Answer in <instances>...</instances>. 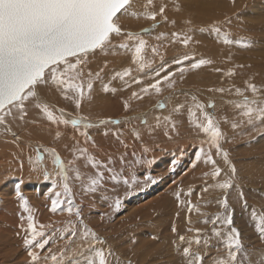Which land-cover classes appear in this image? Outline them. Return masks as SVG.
I'll use <instances>...</instances> for the list:
<instances>
[{
  "label": "bare ground",
  "instance_id": "obj_1",
  "mask_svg": "<svg viewBox=\"0 0 264 264\" xmlns=\"http://www.w3.org/2000/svg\"><path fill=\"white\" fill-rule=\"evenodd\" d=\"M249 4H251L250 0H153V4L148 6L147 0H134V8L130 11H136L138 15L126 14L124 17L126 20L122 21L128 29L138 33L151 28L149 26L154 22L146 19L144 12L158 11L160 6H165L167 17V23L163 27L146 32L147 35H141L144 40L151 41V43L147 42L148 48L145 50V59L149 61L145 68L138 69L137 65L131 61V54L118 47H113L104 53L98 51L94 57L90 58L88 67L94 72L100 68H104V71L101 72L100 80H94L91 93L85 92L79 109L75 108L74 102L65 99L55 90L47 91L45 97L55 115H59L58 110L63 108L65 118L82 119L84 123L93 125L92 127L73 128L71 123L57 125L48 121L35 107H29L28 116L23 121H12L9 125L11 131L0 126V263L15 260L20 256L19 251L24 246L28 229L27 217L30 214L38 230L42 225L47 226L43 229L45 232L53 227H59L58 230H60V225L69 219L66 218L67 216L54 219L55 213L52 212L48 219L44 217L41 219L38 214L42 212L37 211L35 205H27L30 212L25 211L24 203L21 210L14 208V204L18 203L19 206L21 204L18 199H15L17 187L21 192L24 190L22 186L26 184V190L36 188L38 193L41 191L43 195L63 187L64 181L60 176V170L54 164L52 150H55L69 168L68 184L74 204L80 208L81 214H83L82 208L87 211L92 207V204L86 202L87 198L91 201L93 198L101 197L105 201L107 208L100 211L101 225L111 220L114 212L117 211L115 200L128 201L135 195H137L135 198L139 199L143 192L146 191L149 194L148 190L161 182L159 187H155V192L147 197L149 202L154 197L159 198L158 195L162 196V193L173 187V179L170 176L181 175L187 169L194 170L193 163L190 164L189 159L194 158L201 149L195 141L199 138L194 137L197 131L196 125L192 123L194 117L189 115L188 109H181L178 113H173L172 109L174 105L181 103L191 107L197 115L198 111L191 102V96L196 95L198 89L217 94L219 92L217 89H225L224 87L231 80L234 83L231 86L234 87L236 82L239 83L240 88L248 82L257 85L258 78L254 73L242 72L238 67V60L246 44L244 47L245 42L237 39L243 37L237 28L241 27ZM161 20L164 21L157 16L156 22ZM214 29H219V33ZM173 32L179 33L181 38L189 35L192 40L186 46L180 42L170 41ZM157 36L161 39L157 40ZM196 39L199 40L195 41ZM225 39H228L230 43H225ZM210 40L213 43L211 45L205 42ZM119 41L123 42L117 38L114 39L113 44L118 45ZM156 45H159L157 47L159 54L151 52V47ZM185 55L188 56L187 60L184 59ZM199 59L211 60L212 63L192 69L190 65ZM125 68L131 69L130 77H125L124 80L112 79L115 72L123 71ZM181 68L185 69L182 74L179 71ZM157 73L162 74L157 75ZM169 73H172L170 80L174 81L175 91L167 87L168 81L160 78ZM143 79L148 80L144 87L160 79L161 93L156 94L150 89L151 94L141 93V99L133 98L132 93H140L141 88L127 90L129 82ZM104 84L108 85L107 91L104 90ZM241 90L243 91V88ZM226 94L227 101L230 98H236L237 95L229 96L227 92ZM125 102L128 104L127 109ZM159 102L165 104L164 109L155 107ZM167 105L170 109L166 108ZM225 114L227 115L226 112ZM168 115L172 116V122L176 124L174 131L163 123L159 127L156 126L157 117L162 119ZM121 119L128 120H123L125 123H112V121L119 122ZM84 132L90 139L82 135ZM13 133L19 139H15ZM77 149H87V154L100 161L102 167L92 168L91 164L80 156ZM38 155L41 157L40 160H37ZM70 161H74V164ZM104 165L112 171H107ZM73 168L79 169V178L77 172L72 170ZM97 171H104L101 187L95 193L85 192L89 197H80L79 194L89 184L90 175L94 173L92 176H95ZM45 174L50 178L45 179ZM112 175H116L117 180L110 179ZM168 175L170 176L166 178ZM124 180H128V183L125 184ZM7 181L13 183H6ZM34 182H37L36 186H33ZM74 182H78V188L73 187ZM15 184L17 186H14ZM6 193L9 196L4 197ZM22 196L27 195L22 194ZM56 198V196H50V201ZM59 198L61 199V196ZM135 198L126 202L125 208L132 207ZM121 201L119 204L123 203ZM39 207L43 205H38L37 208ZM119 209L122 210L124 207L119 205ZM143 214L148 215L144 212ZM86 222L89 223L88 220ZM87 223H85L86 226L92 225ZM99 226L100 223L95 225L96 228L101 229ZM64 231L67 230L64 229ZM27 235H30V231ZM9 248H12L11 253ZM4 249H8L9 252L6 253Z\"/></svg>",
  "mask_w": 264,
  "mask_h": 264
},
{
  "label": "snow or ice",
  "instance_id": "obj_2",
  "mask_svg": "<svg viewBox=\"0 0 264 264\" xmlns=\"http://www.w3.org/2000/svg\"><path fill=\"white\" fill-rule=\"evenodd\" d=\"M153 0H147V5L151 6ZM134 8V0H0V126H4L7 131H11L9 125L14 120L23 121L28 116L29 107H35L40 110L46 119L57 125H68L71 123L73 128H90L93 125L84 123L82 119L65 118L64 109L60 108L59 115H55L54 111L46 102L45 97L47 91L55 90L62 94L63 97L70 102H74L75 108L79 109L81 100L84 98L85 92L89 94L93 89L94 80L101 79V72L92 71L88 65L90 57L94 56L97 51L104 53L113 47H118L131 54V61L137 65L138 69L143 70L149 63L145 59V50L148 48L147 41L136 32L125 31L120 19L124 15L136 16V11H130ZM177 10H179L177 8ZM157 16L167 20L165 16V6H160L158 11H145L144 17L152 20L155 28ZM219 33V29H214ZM148 32L149 29H144ZM121 39L123 42L114 45V39ZM173 42H180L188 45L192 40L189 35H181L177 32L172 33ZM161 37L157 36V40ZM225 43H230L228 39ZM153 54H159L156 46L151 47ZM184 59H188L185 55ZM182 63V61H177ZM211 60L199 59L192 63V69L200 68L202 65L211 64ZM106 67V65H105ZM181 74L185 69H179ZM219 71V69H217ZM231 74V72H229ZM159 75V73H157ZM172 73L163 77L164 81H168L167 87L174 88V81L170 80ZM131 76V69L125 68L123 71H117L112 79L119 78L124 80L125 77ZM161 80L157 79L154 83L140 89V93L133 92L132 97L141 99L140 95H149L150 89L156 94H160ZM104 90H108V85H103ZM252 93V98L244 94V91L237 88L236 93L242 99L234 106L238 110H242L239 114L246 117V123L254 125L257 121L264 123V99L260 98L261 89L253 83L247 84V89ZM223 92L224 89H217ZM196 100L195 97L192 98ZM157 107L165 108L163 102H159ZM185 105L177 103L174 105L172 112L178 113L184 109ZM196 109L202 113L203 118L197 122L193 119L192 123L196 125L198 131L204 133L210 148H215L217 154L223 155L227 162L228 153L222 152L220 141L224 139L220 125L216 118L204 111L206 105L201 103L195 104ZM207 107L213 108L214 104H208ZM125 108H128L125 102ZM191 117H196V112L188 109ZM157 127L162 123L170 126L171 130H176V124L172 122V116H164L162 119L157 117ZM146 122V121H145ZM104 123V121H101ZM118 123V121H112ZM234 128L238 124L233 123ZM167 134V133H166ZM15 139H19L13 133ZM86 138L88 134L82 133ZM137 135H139L137 133ZM80 156H83L94 169L102 167L101 162L95 160L91 155L87 154V149H77ZM54 156V164L60 170V176L64 181L63 194L65 201L59 197L61 193H55L56 199L52 200L51 212L56 213L58 210L67 211L70 215L75 209V216L81 217V210L74 204L71 188L68 184V166L61 160L55 150H52ZM201 154H205L206 163L213 166L210 173L205 176L216 178L221 174V168L216 166L217 162L209 153H204L203 147L196 154V161L201 160ZM78 158V157H77ZM41 157L38 155L37 160ZM74 164V161H70ZM111 163V161H109ZM196 163H193V167ZM107 171L112 169L103 166ZM80 177L79 169L73 168ZM235 167H231V173L234 177ZM45 179L50 177L45 174ZM117 180L116 175L110 177ZM104 180V171H97L95 176L90 178V183L85 187V191L95 193L102 185ZM55 183V182H54ZM127 184L128 180H124ZM233 179L229 177L222 183L205 186L203 191L207 192L209 187H217L227 191L232 188ZM191 190H189V195ZM180 193H177L179 198ZM16 196L24 201L25 211L31 210L27 207V201L22 196L19 187L16 190ZM244 193H239L242 201V207L248 208L247 201L243 199ZM221 206L225 209L224 215H216L215 218L206 219L204 223H211L210 235H202L200 229L195 230L194 236H186L178 234V242L173 241L176 245V252L181 257L180 264H264V250H257L253 246H246L243 242V234L234 223V210L228 211L229 204L227 196L220 201ZM119 208V202H117ZM192 211V207H189ZM196 211H199L197 208ZM251 219L256 221L255 229L258 232V238L264 240V215L257 218V212L252 209L250 212ZM28 229L26 230V238L24 245L30 249L28 256L31 264H44L47 261L55 262V264H65L64 252L61 251L59 257L52 254L47 247L51 242V235L44 230L47 226H41V230L37 229L33 216L28 217ZM30 231V235L27 232ZM173 232L176 228L173 227ZM188 232H193L192 228ZM78 235L75 226L67 229L66 237L75 238ZM91 236L97 244L104 245L106 242L101 240L99 236L90 229L85 227L82 239L87 240ZM64 238V237H62ZM88 247L92 250V254L84 257L83 264H119V258L111 248H97L95 244L89 242ZM39 249L40 251H35ZM47 255L42 257V253ZM74 264H80L74 261ZM130 264V262H129Z\"/></svg>",
  "mask_w": 264,
  "mask_h": 264
},
{
  "label": "rangeland",
  "instance_id": "obj_3",
  "mask_svg": "<svg viewBox=\"0 0 264 264\" xmlns=\"http://www.w3.org/2000/svg\"><path fill=\"white\" fill-rule=\"evenodd\" d=\"M250 1L251 4H249L246 9L243 23L241 27L237 28V30L243 34V37L237 39H241L245 42L244 47L246 44V48L242 52L241 58L238 60V67L242 72H252L254 73L255 77L258 78L256 86L257 88L261 89L260 98L263 99L264 0ZM125 16L126 15L121 17L119 23L126 32L132 31L128 29L127 26L122 22L123 20H126V18L124 19ZM158 22H156L158 27L156 26L153 28V24L150 25L149 27L151 28H148L149 31L147 33H149L151 30L159 29L161 26L163 27L167 23L166 20H161ZM138 33L140 35H147V33L143 30L139 31ZM197 40L199 39H196L195 41ZM145 41L151 43L149 39H146ZM170 41H173L172 37L170 38ZM205 42H207L209 45L213 44L211 40ZM156 47H159V45H156ZM94 56H91L90 58ZM230 59L233 61L232 58ZM153 72L155 73L156 71ZM161 74L159 73V75ZM163 77L160 78L163 79ZM147 82V79L129 82L127 90L140 89L144 87ZM237 83L238 82H236L235 88L234 86H231L234 85L233 80L229 81L226 84V87H224L225 91H219L217 94L198 89V92H196V95H194L196 98L195 101L192 99L194 96H191V102H193L195 110L198 111L195 107L197 102H202L201 104L204 103L206 105L204 111L212 114L216 118L223 133L224 139L220 141V144L222 152L228 153L227 162L224 160L222 153L217 154L215 148L209 147L208 142H206L207 137L204 133L198 131L196 128L197 131L194 135V137L197 136L199 138L195 140L197 146L201 148L203 147L204 153L211 154L213 159L216 160V166L220 167L222 170L220 176L216 177L215 179L210 175L207 177L205 176V173H210L213 170V166L206 163V155L201 154V160L196 161V167H194L193 171L187 169L183 172V174L181 173V175L175 174L172 176H166V178L169 176L170 178L172 177L171 179H173V187H171V189L169 188L170 190L167 189V192L165 191V193H162V196L158 195L159 198H153L158 199H151L149 202L147 201V197L151 193L155 192V187H159L161 182L154 185L151 190L149 189V194H147L145 191L140 196L138 195L140 197L139 199L135 198L137 195H135V197L132 196L135 198L133 201L134 203H132V207L128 206L125 208L127 204L126 202L133 199L131 197V199H128V201L115 200L114 202L116 206L117 202H123L119 205L124 207V209L121 210L117 208V211L114 212L111 220L105 222L103 225H101L102 222L100 217L102 215L100 211L106 209L107 205L105 201L101 199V197L93 198L91 201L87 198L86 202L92 204V207L87 211L82 208L83 214H81V217L79 218H77L74 214L75 209L71 215L67 211L61 212L58 210L61 213H55V215H53L54 219H57V217L59 218V216H67L66 218L69 219L66 223L60 225V230H58L59 227H53V230L50 229V231H46V233L51 235V242L50 245H48L49 247H47L51 250L52 254H55L59 257L61 251H63L65 264H74V261H79L80 264H83L84 257L92 254V250L88 247L89 242H91L92 244H95L97 248H111L119 258V264H129V262L130 264H180L181 257L177 254L175 250L176 245L173 243V241L178 242V234L194 236L196 234V229H200L202 235H210L212 224H206L204 221L206 219L215 218L216 215L225 214V209L220 204V201L223 200L225 196H227L228 199V211L231 212L234 210V223L243 234L244 244L246 246L251 245L257 250H264V240L258 238V232L255 229L256 221L252 220L250 215L252 209L256 210L257 218L264 215V123L259 121H257L254 125L246 123L247 118L239 114L242 110H238L234 106L242 99L238 95H236V98H230L229 101L225 100V97H227L226 92L230 94H228L229 96L237 94L235 93L237 88H243L244 93L246 92L245 95L250 99L252 98V93L246 90L247 84L240 88L239 83L238 86ZM229 85L231 87H228ZM173 91L175 90L173 89ZM184 96L187 97L185 93ZM208 104H214L215 107L209 108L207 107ZM168 106L169 105H167L166 108L170 109ZM155 107H157V105H155ZM186 109H191V107L185 105L184 110ZM181 118L183 119V117ZM202 118V113L198 111V114L196 117H194V119L199 122V120ZM123 120L128 119H121L118 123H125ZM233 123L238 124V126L234 128L232 126ZM195 157L196 156L189 159L190 164L195 162ZM232 166H234L236 170L234 177L231 173ZM92 174L90 175V178L94 177ZM179 177L181 178L179 179ZM229 177H232L234 186L227 191L217 187H209L208 192L203 191L205 186L222 183ZM90 178L88 180L89 183ZM6 183L12 184L13 182L7 181ZM34 183L35 184L33 186H36L37 182ZM14 186H17V184ZM26 186V184L25 186H22L24 190L21 192L22 194L27 195L24 197L28 202L27 205H35V209L42 212V214H38L41 219L43 217L45 219L50 217L52 203V201H50V196H55V193L59 192L61 193V199L66 203L67 198L63 194V187L55 189L52 191V193H48V195H43L41 191L38 193L36 188L26 190ZM73 187L78 188V182H74ZM189 190H191L190 195ZM241 191L244 193L243 199L247 201L248 208L242 207V201L239 198V193ZM85 192V190H82V193H80L79 196L86 197V194L89 192L86 194ZM178 192L180 193L179 198H177ZM7 196L9 195L6 193L4 197ZM15 199H18V202L21 204L20 206L18 203L14 204V208L21 210L24 201L20 200L18 197H15ZM38 205H43V207L37 208ZM190 206L192 207V211H189ZM197 208L199 211H196ZM143 212L148 213V215L143 214ZM45 215L48 216L46 217ZM145 215H147V217H145ZM85 220H88L89 223H87ZM85 223L92 225L86 226ZM98 223H100L99 227L101 229L95 227V225ZM72 226H75L78 235L75 238H68L66 237L67 231H64V229L67 230ZM85 227L91 231L95 229L93 232H95L97 236H99L100 239L106 243L104 245L97 244L96 241L92 240L91 236H89L87 240H83L82 234L85 230ZM173 227L176 228V232L172 231ZM189 228H192L193 232L189 233ZM60 232L64 233L65 235H62ZM7 238L9 239V236ZM13 238L11 239H16ZM11 249L12 248H9L10 253L12 251ZM29 250L30 249L26 248L24 245L19 251V257H17L15 260L6 261L0 264H31L30 257L28 256ZM34 250L39 251L38 249ZM4 251L6 253L9 252L8 249H4ZM44 255H47V252H43L42 257ZM41 264H44L43 259ZM47 264H55V262L49 259Z\"/></svg>",
  "mask_w": 264,
  "mask_h": 264
}]
</instances>
